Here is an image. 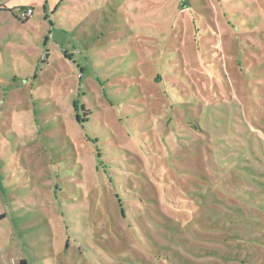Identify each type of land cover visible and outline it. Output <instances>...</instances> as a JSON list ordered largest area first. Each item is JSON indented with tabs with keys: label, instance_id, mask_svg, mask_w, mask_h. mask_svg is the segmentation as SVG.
Returning <instances> with one entry per match:
<instances>
[{
	"label": "rangeland",
	"instance_id": "rangeland-1",
	"mask_svg": "<svg viewBox=\"0 0 264 264\" xmlns=\"http://www.w3.org/2000/svg\"><path fill=\"white\" fill-rule=\"evenodd\" d=\"M22 260L264 264V0H0V264Z\"/></svg>",
	"mask_w": 264,
	"mask_h": 264
},
{
	"label": "trees",
	"instance_id": "trees-1",
	"mask_svg": "<svg viewBox=\"0 0 264 264\" xmlns=\"http://www.w3.org/2000/svg\"><path fill=\"white\" fill-rule=\"evenodd\" d=\"M31 11V10H30ZM32 12V11H31ZM18 21H20V20H18ZM21 22H23V21H21ZM78 104V102H77V100H75L74 102H73V108L74 109H76L77 110V105ZM82 109H83V116H84V121H78V119L76 118V123H78V124H82V123H85L87 120H88V116H90L91 115V111L90 110H86L85 109V107H82ZM19 264H27V262L25 261V260H22Z\"/></svg>",
	"mask_w": 264,
	"mask_h": 264
},
{
	"label": "built area",
	"instance_id": "built-area-1",
	"mask_svg": "<svg viewBox=\"0 0 264 264\" xmlns=\"http://www.w3.org/2000/svg\"><path fill=\"white\" fill-rule=\"evenodd\" d=\"M29 13H31V11H29Z\"/></svg>",
	"mask_w": 264,
	"mask_h": 264
}]
</instances>
